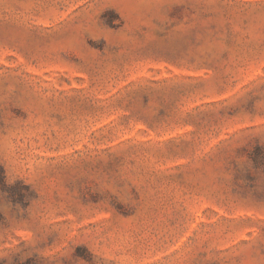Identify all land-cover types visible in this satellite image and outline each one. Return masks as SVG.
Segmentation results:
<instances>
[{"label": "rangeland", "instance_id": "374dc122", "mask_svg": "<svg viewBox=\"0 0 264 264\" xmlns=\"http://www.w3.org/2000/svg\"><path fill=\"white\" fill-rule=\"evenodd\" d=\"M0 264H264V0H0Z\"/></svg>", "mask_w": 264, "mask_h": 264}]
</instances>
